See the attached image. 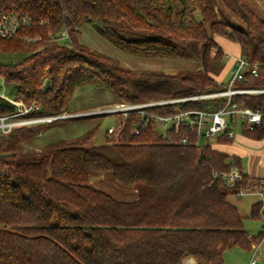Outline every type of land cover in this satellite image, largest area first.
<instances>
[{
  "label": "trees",
  "instance_id": "1",
  "mask_svg": "<svg viewBox=\"0 0 264 264\" xmlns=\"http://www.w3.org/2000/svg\"><path fill=\"white\" fill-rule=\"evenodd\" d=\"M0 10L31 16L25 33L41 37L29 42L25 35L0 36L5 94L0 115L32 104L38 108L29 116L75 113L74 90L88 83L111 89L117 95L113 103L218 90L223 83L212 73L220 72L226 53L216 36L239 43L243 57L259 66L257 75L247 71L237 85L264 86V6L258 0H0ZM83 23L129 54L197 60L200 67L174 73L126 67L79 42ZM63 29L71 45L50 37ZM234 98L264 108V93ZM175 106L152 109L171 113ZM107 115L63 117L0 132V264H182L187 255L199 264H225L226 249L251 248L263 239L262 232L250 236L245 229L244 217L229 199L235 187L221 176L233 167L244 172L237 156L187 128L170 132L174 142L155 126L136 134V115L126 118L119 135L98 144L95 137ZM67 119L93 123L72 140L26 148L39 133ZM244 133L264 137V122ZM183 135L188 144L180 142ZM97 174L137 188V197L119 199L93 186L90 179ZM250 178L245 173L242 183ZM261 206L260 201L253 204V218L261 220Z\"/></svg>",
  "mask_w": 264,
  "mask_h": 264
},
{
  "label": "built area",
  "instance_id": "2",
  "mask_svg": "<svg viewBox=\"0 0 264 264\" xmlns=\"http://www.w3.org/2000/svg\"><path fill=\"white\" fill-rule=\"evenodd\" d=\"M33 24L31 16L20 13L0 10V36L13 38L25 35L27 41L32 42L40 39L39 34L28 35L26 29ZM63 44L71 45L72 39L67 29L57 33V36L50 35ZM258 65L249 63L245 57H238L232 67L231 75L226 84L218 90L193 94L184 97L167 98L159 100H148L143 102L121 101L98 108L89 112L63 113L59 115L29 116L32 109L38 105L24 107L22 111L0 115V132H10L14 127L38 122H49L57 118L72 117L75 115H88L95 113H106L114 116V123L107 128L105 137L111 140L113 135H119L125 128L126 118L136 115L133 124V131L138 134L144 128L155 126L162 133L167 142H174L170 132L178 133L182 128H187L203 139L217 140L219 137L235 138L238 132L254 131L261 127L264 122V108H252L244 103L235 100L236 95L261 94L264 93V86H238L237 82L244 78L247 71L254 75L258 73ZM210 101L204 107L179 108L178 103L188 101ZM176 105L174 112L162 113L153 110L155 106ZM35 117V118H33ZM122 118L120 122L119 118ZM183 144L189 143V137L183 135L180 140ZM216 174V173H215ZM244 172L238 167L221 173L227 181L228 186L235 187L234 195L242 197L246 194H256L259 197L261 206L262 233L264 234V178H250L244 180ZM237 184H240L236 187ZM255 249L258 248L254 242ZM249 264H259L253 258Z\"/></svg>",
  "mask_w": 264,
  "mask_h": 264
},
{
  "label": "rangeland",
  "instance_id": "3",
  "mask_svg": "<svg viewBox=\"0 0 264 264\" xmlns=\"http://www.w3.org/2000/svg\"><path fill=\"white\" fill-rule=\"evenodd\" d=\"M258 6L262 8L264 6V0H258ZM220 7L223 9H220ZM219 10L224 11L225 9L222 5H219ZM230 17L236 24H241L240 21L234 18L231 14ZM79 29V42L85 44L90 50L106 53L119 59L126 67L163 70L170 73H174L182 69L196 70L200 67V63L197 60L138 57L123 51L107 39L103 38L97 32L96 28L90 23H83L79 26ZM218 41L222 44L224 43V39H219ZM236 45L237 44H235V46ZM239 56L243 57L242 50L240 49ZM227 63L228 58L225 57L224 62L221 65L220 72L212 73L215 80L223 84L228 82L231 75L229 70H227ZM2 84V80L0 79V96L4 97L5 94L3 92ZM116 96V93H114L108 87L96 83H88L85 85L76 86L72 96L71 106L73 110L77 111L75 113H80L82 112L81 110L85 108L91 109L83 112L93 113V111L98 108H104L113 104V102H115ZM75 116H79V114ZM114 120V116L112 115L103 116L101 119L100 128L98 129V133L95 137L96 143L100 144L105 141L107 128L114 123ZM92 123L93 122L91 120L85 119L62 120L32 138L31 141L26 144V148L29 150H40L44 145L58 138L72 140L75 136L81 134L86 128L92 125ZM211 143L214 144L215 142L212 140ZM90 183L93 186L99 187L109 192L119 199L132 200L137 197V188L120 185L119 183L115 182L111 176L106 174H97L92 176ZM229 199L239 207L240 212L244 217V227L250 236L258 235L262 231V222L259 218H253L251 216V211L253 204L260 201L259 197L256 194H246L242 197H237L232 193L230 194ZM229 255L232 257L237 256L238 258H241V261L243 262L255 257L259 264H264V239L260 246H258L256 249L254 247V243L251 244V248L235 245L231 249L226 250L227 260H230Z\"/></svg>",
  "mask_w": 264,
  "mask_h": 264
},
{
  "label": "crops",
  "instance_id": "4",
  "mask_svg": "<svg viewBox=\"0 0 264 264\" xmlns=\"http://www.w3.org/2000/svg\"><path fill=\"white\" fill-rule=\"evenodd\" d=\"M215 39L226 52V57L228 58L227 70L231 73V68L233 67L235 60L239 57V49L241 50V47L239 43L224 36H216ZM219 39H224V43H220L218 41ZM235 44L237 45L235 46ZM214 142L215 143L212 144L214 148L224 151L230 156H237L241 161L244 172L251 178H264V137L255 138L244 132H238L235 138H232L231 141H226L224 140V137H219ZM263 239L257 243L258 246H260ZM224 257L225 264H249L250 260L253 258L255 259V257H252L248 261L243 262L241 261V258L229 255L230 260H227L226 251ZM182 264H199V262L194 256L187 255L182 259Z\"/></svg>",
  "mask_w": 264,
  "mask_h": 264
}]
</instances>
